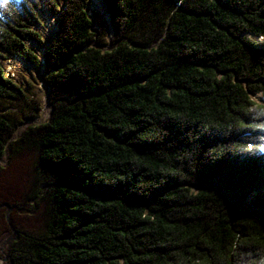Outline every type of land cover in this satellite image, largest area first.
Segmentation results:
<instances>
[{"label":"trees","instance_id":"trees-1","mask_svg":"<svg viewBox=\"0 0 264 264\" xmlns=\"http://www.w3.org/2000/svg\"><path fill=\"white\" fill-rule=\"evenodd\" d=\"M102 4L95 36L87 0H65L43 52L49 118L10 140L36 106L0 68L12 264H264V115L249 96L264 95V0ZM0 11V46L37 66L23 43L37 34Z\"/></svg>","mask_w":264,"mask_h":264},{"label":"rangeland","instance_id":"rangeland-1","mask_svg":"<svg viewBox=\"0 0 264 264\" xmlns=\"http://www.w3.org/2000/svg\"><path fill=\"white\" fill-rule=\"evenodd\" d=\"M2 2L10 4L11 8L18 13L19 17L23 20L25 27L33 33H36L39 38V44L30 38L23 40L26 47L31 50L35 57H37L39 62L37 66H33L31 62L17 56L16 54H11L3 50L0 46V68L2 72L7 79H10L15 85L20 86L25 91L23 98L18 104L23 106L26 101L29 102V104L36 106L34 114L30 116L24 109L22 114L24 117L21 119L22 122L16 126L10 137V139H15L20 136L26 126L45 123L49 118L52 105L49 101V92L47 93L46 86L43 83V79L46 76L43 66V52L56 36V21L58 13L61 10L63 11L65 7V0H51L54 4L52 5L54 10L49 9V6L51 5L50 0H0V6L3 4ZM85 11L93 21L91 27L95 36L97 34L96 32L102 34L104 32L102 24L105 22L102 0H87ZM95 18L98 19V22L95 21ZM0 23L5 27H7V24L12 25V23L8 21L7 16L1 11ZM111 38H113V35L108 31L106 37H104V39L102 38L104 44L101 47L106 48L110 46ZM249 96L254 106L261 105L263 107L262 113L264 115V95L258 91L255 93H249ZM43 101L49 107L48 115L45 120L39 119ZM261 150L264 152V146H261ZM0 159V167L6 166L8 160L6 152ZM3 207L6 216H8L9 211L12 210V208L6 205ZM17 208L18 212L23 214L26 218L34 219L36 221L35 223L41 226L42 220L39 212L34 209L31 203L26 202L25 199H21L17 204ZM14 231L9 228L0 234V264H10L11 260L8 255L9 245L16 238V231Z\"/></svg>","mask_w":264,"mask_h":264},{"label":"bare ground","instance_id":"bare-ground-1","mask_svg":"<svg viewBox=\"0 0 264 264\" xmlns=\"http://www.w3.org/2000/svg\"><path fill=\"white\" fill-rule=\"evenodd\" d=\"M48 109L49 107L46 105V103L43 101V106L42 109H40V117L39 119H43L45 120L47 118L48 115ZM38 119V118H37Z\"/></svg>","mask_w":264,"mask_h":264},{"label":"water","instance_id":"water-1","mask_svg":"<svg viewBox=\"0 0 264 264\" xmlns=\"http://www.w3.org/2000/svg\"><path fill=\"white\" fill-rule=\"evenodd\" d=\"M92 20V19H91ZM46 89H47V93L49 92V90H48V88L46 87ZM9 140H10V137H9ZM4 154H5V152H4ZM0 162H1V159H0ZM4 205H6V206H8L7 204H4ZM10 208V207H9ZM11 230L12 231H14L12 228H11ZM15 232V231H14ZM10 264H12V262L10 261Z\"/></svg>","mask_w":264,"mask_h":264}]
</instances>
